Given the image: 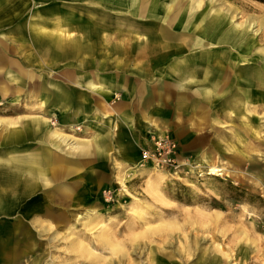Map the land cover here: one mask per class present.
I'll return each instance as SVG.
<instances>
[{
	"label": "bare ground",
	"instance_id": "obj_1",
	"mask_svg": "<svg viewBox=\"0 0 264 264\" xmlns=\"http://www.w3.org/2000/svg\"><path fill=\"white\" fill-rule=\"evenodd\" d=\"M0 3V238H4L0 264H15L16 259L24 258V254L10 255L8 251L13 237L28 236L45 237L49 246L69 240L66 250L76 257L84 256L91 264H112L113 259L117 264L126 260L127 264H177L166 263L163 256L171 260L177 249L189 250L179 241L167 253L166 248L165 252L150 248L142 259L145 245L135 242L139 236L135 231L151 230L148 220L131 221L132 251H128L119 240L122 232L117 233L112 223L109 226L96 209L53 214L48 198L59 194L69 198L72 193L60 183L62 178L73 166L89 165L93 156L105 154V123L94 126L97 117L109 118V105L118 98L116 90L123 88L121 82L111 84L99 76L103 71L111 74L109 78L127 71L162 75L167 78L163 87L193 94L202 112L215 102L220 108L233 107L236 114L230 113L228 119L243 124V139L238 142L248 151L254 146L264 148V7L243 6L252 11L244 13L222 0ZM27 9H32L30 21L6 30ZM123 93L127 97V91ZM189 103L180 95L176 108ZM117 115L125 123L135 120L127 114ZM191 118L196 121L197 114L192 113ZM112 120H117L116 115ZM140 120L147 126H158L151 113H144ZM80 125L84 131L95 128V135L75 136ZM121 155L132 160L137 149ZM238 156L250 165L255 162L252 155L238 152ZM200 161L210 168L208 175H223L224 168L204 153ZM140 168V163L127 166L118 182L122 190L126 191L125 180L133 178ZM149 183L147 188L151 189ZM134 202L139 206L136 199ZM233 209L239 222L234 230L235 262L264 260V239L258 235L264 229V217L256 222L250 213L237 206ZM131 210L135 211L134 207ZM243 216L254 225L245 224ZM217 253L226 261L230 258L223 250ZM250 253H255L254 257H248ZM70 260L66 264H74ZM27 264L53 262L42 263L37 254Z\"/></svg>",
	"mask_w": 264,
	"mask_h": 264
},
{
	"label": "rangeland",
	"instance_id": "obj_2",
	"mask_svg": "<svg viewBox=\"0 0 264 264\" xmlns=\"http://www.w3.org/2000/svg\"><path fill=\"white\" fill-rule=\"evenodd\" d=\"M222 1L244 13H252V11L243 6L264 7L263 2L255 0ZM27 10L20 12L18 22L6 30L12 31L13 26L19 22L30 21L32 9ZM8 37L15 36L9 34ZM140 79L142 89L134 97L141 99V93L145 88L150 83L156 82L158 101L164 105L163 108L170 110L169 118L157 124L177 143L180 166L164 170L156 168L150 162H141L139 147L140 142L143 143V136H140L141 140L137 136L134 144L138 147V152L132 160H125L120 153L111 150L108 158L93 156L89 165L73 166V170L60 182L70 189L72 195L67 199L60 194L50 196L48 203L52 208L51 212L76 214L84 209H96L109 226L112 223L116 225L114 229L117 233L119 230L122 232L123 236H120L119 240L128 251H132L128 230L131 221L142 222L140 218L148 220L153 226L151 230L142 231L139 228L135 231L139 232V234L136 233L139 236L135 242L141 246L145 245V251L141 250L142 259L146 258L150 248L154 252H163L166 248L167 253L174 250L179 241L181 247L188 245L189 250L177 249L171 260L163 256L166 263L237 264L234 257V230L239 226V222L234 218L233 208L237 206L241 212L250 213L256 222L264 217V157H262L264 148L254 146L255 148L249 150L250 152L246 150L238 142L239 139H243L242 122L228 119L230 113L236 114V109L229 106L220 108L218 102L212 103L205 112H202L200 108L198 110L197 106L195 111H192L195 105L186 104L188 106L178 114L179 124L176 126L175 110L172 104L177 94L173 89L161 85L167 82V78L157 75L152 78L144 76ZM163 95H166L167 101L162 100ZM182 95L187 101L199 102V99L191 93ZM117 104L119 103L113 104L112 107ZM192 113L197 114L196 121L192 120ZM94 130L84 131L80 125V130L75 136L89 138ZM162 132L159 133L162 134ZM238 152L252 155L254 164L250 165L242 160ZM203 153L209 161L224 168L222 176L208 175L210 168L200 161V155ZM134 163H140L143 168H140L133 178L125 180L126 191H124L118 182L122 176H125L121 174L125 173L127 166ZM148 182L151 189L147 188ZM135 199L139 202V206L135 205ZM132 207L135 211L131 210ZM241 219L247 225L250 223L254 225L252 220H245L244 216ZM258 235L264 239V229L258 231ZM195 238L197 243H194ZM46 239L32 236L13 237L8 253L11 255L16 252L18 256L25 255L24 258H18L13 263L27 264L31 256L39 254L42 263L66 264L71 258L70 261L74 264H91L90 260L84 256L76 257V253L66 250L70 245L69 240H58L57 243L49 246ZM163 239H167L165 243H162ZM2 240H4L3 237L0 238V242ZM31 242H36V245L32 246ZM158 247L161 249H156ZM217 250L230 254V258L226 261L217 253ZM122 254L119 253V256L125 260ZM254 254L250 253L248 257H254ZM116 262L117 260L113 259L112 264H117ZM260 262L263 264L264 260L255 261L252 264H260ZM124 264H127V260Z\"/></svg>",
	"mask_w": 264,
	"mask_h": 264
},
{
	"label": "crops",
	"instance_id": "obj_3",
	"mask_svg": "<svg viewBox=\"0 0 264 264\" xmlns=\"http://www.w3.org/2000/svg\"><path fill=\"white\" fill-rule=\"evenodd\" d=\"M99 76L107 78L109 83L111 84H116V83L121 82V86L123 89L120 88L116 90L118 98L114 102H111V104L109 105L108 109L112 113L111 116H109V118L107 119H104L105 121L104 120L102 121V119L100 120L99 117H97L98 122L95 125L97 128L101 122L105 123V128H104V133H103L104 136L102 139V142L104 143L103 148L105 149V154H103L102 156H97V157L108 158L111 150H114V152H117L120 154H123V153L125 154L131 150L134 153L136 149L138 152V147H136L134 144V139L137 138V136L139 139H140V136H143L142 138L143 143L140 142L141 144L139 147L140 148L139 150L141 151L143 147L150 145V141H151L150 133L151 132L159 133L160 131L162 132L163 130H161L162 127L159 128L158 126L157 127L147 126L146 124L142 123V121L140 120V117L144 113H151L155 116L156 122L161 124V122L163 121L165 122L170 116L169 115L170 110L168 108L167 109L163 108L162 106L164 105L158 101L159 100L158 99L159 93H158V88H157L158 84L156 82L150 83V85L145 88L144 90L145 93L144 92L141 93V97L138 96L141 98L139 99L134 96H137V94H139V90L142 89V81L140 78L144 77V75L133 74L127 71V72L118 74L116 77L109 78L111 74H108V73L106 74V72L103 71L99 74ZM146 76L152 78L157 75L155 76L146 75ZM123 90L127 91V94H128L127 97H124ZM176 94H177V97L175 96L176 98H174V102L172 106H173V109L175 110V118H176L174 120L176 122L175 125L178 126L179 124L178 114L181 113V111L184 108H186L188 105H185L184 107H181L180 109L177 110L176 101H177V98L182 94H179L178 92H176ZM163 99L167 101L166 95L162 96V100ZM116 103H119V104L112 107V105ZM189 105L193 106L195 105V103L190 102ZM193 107L194 108H192L191 110L195 111L196 105ZM117 113L121 115H125V114L130 115L134 117L135 120L130 124L125 123L122 121L120 117H118ZM112 115H116V118H117L116 121L112 120ZM116 127H117V130H115ZM109 128H112V129L109 130ZM93 129L95 128H92L91 130ZM138 129H139V132H138ZM93 135H95V130H94Z\"/></svg>",
	"mask_w": 264,
	"mask_h": 264
},
{
	"label": "built area",
	"instance_id": "obj_4",
	"mask_svg": "<svg viewBox=\"0 0 264 264\" xmlns=\"http://www.w3.org/2000/svg\"><path fill=\"white\" fill-rule=\"evenodd\" d=\"M150 145L140 151L141 162H150L156 168L164 170L180 166L178 162V145L167 133H150Z\"/></svg>",
	"mask_w": 264,
	"mask_h": 264
},
{
	"label": "trees",
	"instance_id": "obj_5",
	"mask_svg": "<svg viewBox=\"0 0 264 264\" xmlns=\"http://www.w3.org/2000/svg\"><path fill=\"white\" fill-rule=\"evenodd\" d=\"M255 1H258V2H263V3H264V0H255Z\"/></svg>",
	"mask_w": 264,
	"mask_h": 264
}]
</instances>
